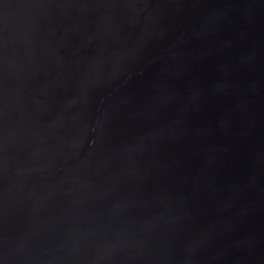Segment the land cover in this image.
<instances>
[{
    "label": "water",
    "instance_id": "1",
    "mask_svg": "<svg viewBox=\"0 0 264 264\" xmlns=\"http://www.w3.org/2000/svg\"><path fill=\"white\" fill-rule=\"evenodd\" d=\"M0 264H264V0H0Z\"/></svg>",
    "mask_w": 264,
    "mask_h": 264
}]
</instances>
